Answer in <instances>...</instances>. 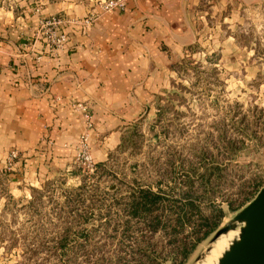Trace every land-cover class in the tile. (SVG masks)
<instances>
[{
    "label": "rangeland",
    "instance_id": "1",
    "mask_svg": "<svg viewBox=\"0 0 264 264\" xmlns=\"http://www.w3.org/2000/svg\"><path fill=\"white\" fill-rule=\"evenodd\" d=\"M191 50L174 64L171 86L154 115L145 113L126 129L101 173L92 177L94 169L75 162L29 188L26 196L0 184V264H62L53 251L65 230L66 247L76 253L67 264H84L82 251L93 257L120 251L128 258L124 251L144 245L135 229L143 225L134 221V243L122 238L120 226L112 229L121 218L112 201L125 193L132 178L136 186L160 187L171 199L189 189L203 212L221 207L217 225L180 263L167 252L162 231L150 235L162 264H197L204 252L203 257L217 249L219 238L209 241L214 230L254 195L253 182L264 183V0L225 7L206 18ZM210 169L205 182L202 174ZM112 187L115 192H104ZM165 212V217L173 216ZM82 228L89 230L86 240ZM28 251L34 254L26 258Z\"/></svg>",
    "mask_w": 264,
    "mask_h": 264
},
{
    "label": "crops",
    "instance_id": "2",
    "mask_svg": "<svg viewBox=\"0 0 264 264\" xmlns=\"http://www.w3.org/2000/svg\"><path fill=\"white\" fill-rule=\"evenodd\" d=\"M245 1L123 0L101 11L97 0H0L1 186L26 196L64 173L84 132L104 164L134 121L154 115L206 18ZM51 17L65 35L54 51L39 30Z\"/></svg>",
    "mask_w": 264,
    "mask_h": 264
},
{
    "label": "trees",
    "instance_id": "3",
    "mask_svg": "<svg viewBox=\"0 0 264 264\" xmlns=\"http://www.w3.org/2000/svg\"><path fill=\"white\" fill-rule=\"evenodd\" d=\"M102 166L103 164L96 165L94 171L89 174L93 177L98 170L101 173L103 171ZM212 173L213 171L210 169L202 174L205 182L209 181ZM86 176L83 175L82 177ZM259 185L261 184L253 182L251 187L256 191ZM77 186L80 188L83 184L79 183ZM115 189L116 187H112L104 192H115ZM196 198L197 194L194 193L192 195L188 189L185 191L183 197L178 195L177 198L171 199L160 187L153 190L149 186H136L132 178V183L129 184L125 193L115 197L112 201L113 205H117L116 211L118 216L121 217L120 220L112 223V229L116 230L120 226L119 231L122 238L130 237V242L134 243V236L132 235L134 234V221L140 222L143 226L136 227L135 229L140 232L141 238L139 240L144 245L137 246L136 248L132 246L131 249L124 251V253L129 254L128 258H124L122 253H118L120 251L114 253L112 257L103 255V253H97L98 255L93 257L91 251H82L80 252L83 256L81 261L84 264H104L107 260L112 263L117 262V264H134L135 259L137 261L135 264H162L163 255H160L161 250H155L152 245L153 243L149 240L150 235L162 231L167 236L165 243L170 246L167 252H171V257L175 258L177 263H180L189 254L193 245L214 229L222 214L221 207L219 206L210 207L206 212L201 211V208L197 205ZM228 206L232 208L230 204ZM82 209L88 208L84 207ZM167 210L173 214L172 217H165V211ZM106 214H110V211L107 210ZM106 219L109 222L111 218L107 216ZM82 221H84L83 217ZM185 226L188 229L182 235H179L183 232ZM80 231L82 238L86 240L89 230L82 228ZM68 239L69 233L67 230L60 233L57 239V250L53 251L54 256L58 257L62 264H67V261L72 262L74 260L72 256L76 254H73L69 247H66ZM186 242H189V245ZM33 254V251H28L26 258Z\"/></svg>",
    "mask_w": 264,
    "mask_h": 264
},
{
    "label": "water",
    "instance_id": "4",
    "mask_svg": "<svg viewBox=\"0 0 264 264\" xmlns=\"http://www.w3.org/2000/svg\"><path fill=\"white\" fill-rule=\"evenodd\" d=\"M230 229L236 232L221 250L216 264H264V183L228 221L214 230L209 241Z\"/></svg>",
    "mask_w": 264,
    "mask_h": 264
},
{
    "label": "built area",
    "instance_id": "5",
    "mask_svg": "<svg viewBox=\"0 0 264 264\" xmlns=\"http://www.w3.org/2000/svg\"><path fill=\"white\" fill-rule=\"evenodd\" d=\"M96 4L99 6L101 11H109L116 7H122L123 0H97ZM95 17L94 12H89L82 18V24L86 25L87 23ZM61 21L58 17H51L48 20H43L39 25V30L43 31V35L46 38L47 45L49 50H56L62 45V42L65 38L64 33H56L54 27L57 23ZM42 24V25H41ZM79 148L75 154V161L83 165L87 170H93L95 165L91 159L90 153L88 151L86 134L82 133L79 137ZM15 156V151L11 150L8 153L10 159Z\"/></svg>",
    "mask_w": 264,
    "mask_h": 264
},
{
    "label": "bare ground",
    "instance_id": "6",
    "mask_svg": "<svg viewBox=\"0 0 264 264\" xmlns=\"http://www.w3.org/2000/svg\"><path fill=\"white\" fill-rule=\"evenodd\" d=\"M230 231H236V230L235 229H233V230L230 229L227 232L220 234V236H218L216 239H214L213 242H215L219 238L218 239V243L219 244H218L217 249H215V251L208 252L205 257H203V255L205 254V252H204L202 254V256L198 259V263L197 264H216L218 255L220 254V252L224 248V246L228 243L227 238L234 234L233 232H230ZM222 235H224V236H222ZM210 248H212V246Z\"/></svg>",
    "mask_w": 264,
    "mask_h": 264
}]
</instances>
